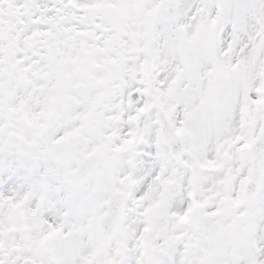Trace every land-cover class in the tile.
Returning <instances> with one entry per match:
<instances>
[{
    "label": "snow or ice",
    "instance_id": "6c2138e0",
    "mask_svg": "<svg viewBox=\"0 0 264 264\" xmlns=\"http://www.w3.org/2000/svg\"><path fill=\"white\" fill-rule=\"evenodd\" d=\"M0 264H264V0H0Z\"/></svg>",
    "mask_w": 264,
    "mask_h": 264
}]
</instances>
